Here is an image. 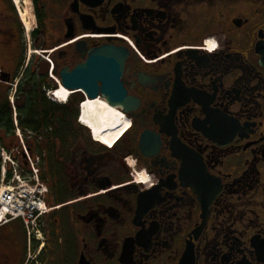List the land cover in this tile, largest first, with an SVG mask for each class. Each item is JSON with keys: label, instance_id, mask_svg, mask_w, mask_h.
<instances>
[{"label": "flooded vegetation", "instance_id": "flooded-vegetation-1", "mask_svg": "<svg viewBox=\"0 0 264 264\" xmlns=\"http://www.w3.org/2000/svg\"><path fill=\"white\" fill-rule=\"evenodd\" d=\"M262 40L264 0H0V117L70 92L52 156L27 146L47 174L40 233L1 222L0 264H264ZM99 60L110 92L63 85ZM89 100L127 122L111 147Z\"/></svg>", "mask_w": 264, "mask_h": 264}, {"label": "built area", "instance_id": "built-area-1", "mask_svg": "<svg viewBox=\"0 0 264 264\" xmlns=\"http://www.w3.org/2000/svg\"><path fill=\"white\" fill-rule=\"evenodd\" d=\"M20 129L16 122L15 133L22 149L9 150L0 145V223L19 218L28 232L39 234L38 220L48 210L46 185L40 177L39 157L27 148V141L33 139L34 132L27 129L21 134ZM14 150H17L16 155Z\"/></svg>", "mask_w": 264, "mask_h": 264}, {"label": "trees", "instance_id": "trees-1", "mask_svg": "<svg viewBox=\"0 0 264 264\" xmlns=\"http://www.w3.org/2000/svg\"><path fill=\"white\" fill-rule=\"evenodd\" d=\"M67 108L65 103L53 102L41 94L40 110L24 111L19 117V127L24 130H31L38 132L40 143L36 149L32 147L33 139L29 140L27 146L34 153H39L43 156L47 154L48 158L52 156V149L56 145L55 137L63 141L66 135V116ZM55 114V115H54ZM53 126L54 129L50 130ZM15 127L10 118V112L7 117H0V144L6 149H22L19 144V138L14 132ZM16 155V153H13ZM1 156H0V177H1ZM20 163L23 164L20 159ZM10 177V170H8V178ZM42 181H47V174L40 173Z\"/></svg>", "mask_w": 264, "mask_h": 264}, {"label": "bare ground", "instance_id": "bare-ground-1", "mask_svg": "<svg viewBox=\"0 0 264 264\" xmlns=\"http://www.w3.org/2000/svg\"><path fill=\"white\" fill-rule=\"evenodd\" d=\"M212 43L209 44L208 49L211 48ZM62 85L58 87L54 92H51L59 101H64L66 96H69L68 89L64 88ZM81 114H83V119L87 121L89 126H91L93 129L89 126H87L90 131L93 132L94 138L96 139L95 133H97L98 136H100L103 140H107L110 142V146L118 141V139L123 136V134L126 132L125 129L123 133L116 139L119 133H121V130L127 126V122H120L119 113L117 109L107 106L105 102L100 100H89L86 103H84L83 108L81 106ZM82 116V115H81ZM82 118V117H81ZM123 124V125H122ZM95 131V133H94ZM116 139V140H115ZM98 141V139H96ZM107 141V143H108ZM102 144H106L109 146V144L99 141ZM113 143V144H112Z\"/></svg>", "mask_w": 264, "mask_h": 264}, {"label": "water", "instance_id": "water-1", "mask_svg": "<svg viewBox=\"0 0 264 264\" xmlns=\"http://www.w3.org/2000/svg\"><path fill=\"white\" fill-rule=\"evenodd\" d=\"M257 52L260 54V62L264 66V40H262L256 47ZM92 62L88 66H79L71 73L62 71L61 81L65 87L83 88L91 97H96V84L97 78L103 81V88L110 92L108 82L112 79V75H107L110 71L109 62L107 60H99L98 63ZM123 64V57L121 64ZM97 73L99 75H97ZM122 91V90H121Z\"/></svg>", "mask_w": 264, "mask_h": 264}, {"label": "rangeland", "instance_id": "rangeland-1", "mask_svg": "<svg viewBox=\"0 0 264 264\" xmlns=\"http://www.w3.org/2000/svg\"><path fill=\"white\" fill-rule=\"evenodd\" d=\"M29 4H24V7H22V5H19V8H20V10H21V12H22V16L25 18V23H26V25L28 26V28L30 29L32 26H33V20H31V19H28V17H27V15H30V12H29ZM23 8L24 9H26L27 10V12L25 13L24 12V10H23ZM31 50H32V48H31ZM83 126V125H82ZM21 131H20V133L21 134H24L23 133V131H22V129H20ZM1 146H2V144H0ZM21 149V148H20ZM14 153H17V150H14ZM39 163H40V161H39ZM0 179H1V177H0ZM1 182V181H0ZM7 182V181H6ZM44 183H45V181H43ZM5 182H3V184H4ZM45 185H46V183H45Z\"/></svg>", "mask_w": 264, "mask_h": 264}]
</instances>
